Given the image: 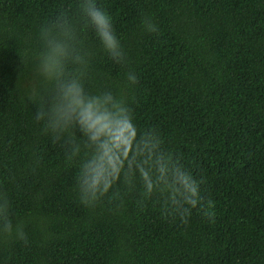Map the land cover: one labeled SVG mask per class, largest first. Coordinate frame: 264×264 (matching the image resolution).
I'll return each mask as SVG.
<instances>
[{
  "label": "trees",
  "instance_id": "trees-1",
  "mask_svg": "<svg viewBox=\"0 0 264 264\" xmlns=\"http://www.w3.org/2000/svg\"><path fill=\"white\" fill-rule=\"evenodd\" d=\"M0 264H264V0H0Z\"/></svg>",
  "mask_w": 264,
  "mask_h": 264
},
{
  "label": "clouds",
  "instance_id": "clouds-1",
  "mask_svg": "<svg viewBox=\"0 0 264 264\" xmlns=\"http://www.w3.org/2000/svg\"><path fill=\"white\" fill-rule=\"evenodd\" d=\"M57 33L67 34L65 25L61 22L55 25ZM43 39V50L34 54V60L36 61L37 72L42 76L50 79H57L61 81V101L67 102L69 105H81V100L73 93L78 94V88L75 79L72 78L71 74L64 72V62L70 57V53L66 48L65 44L58 38V35L51 34L50 31L45 30L42 33ZM115 42L113 41V46ZM37 118H41V114H38ZM50 125L55 128L60 123V114H54L49 117ZM194 191V188H190ZM88 191V188L85 189ZM4 230L9 231L10 225L5 222Z\"/></svg>",
  "mask_w": 264,
  "mask_h": 264
}]
</instances>
